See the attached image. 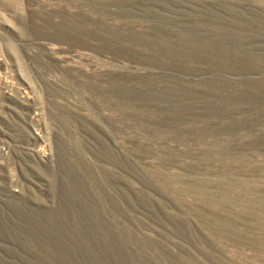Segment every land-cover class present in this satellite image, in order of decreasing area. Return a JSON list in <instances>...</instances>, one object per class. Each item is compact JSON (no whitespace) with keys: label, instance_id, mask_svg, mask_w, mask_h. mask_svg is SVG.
<instances>
[{"label":"rangeland","instance_id":"obj_1","mask_svg":"<svg viewBox=\"0 0 264 264\" xmlns=\"http://www.w3.org/2000/svg\"><path fill=\"white\" fill-rule=\"evenodd\" d=\"M0 264H264V0H0Z\"/></svg>","mask_w":264,"mask_h":264}]
</instances>
